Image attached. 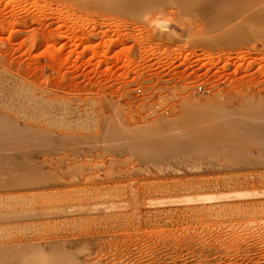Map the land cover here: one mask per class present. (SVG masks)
<instances>
[{
	"label": "rangeland",
	"instance_id": "rangeland-1",
	"mask_svg": "<svg viewBox=\"0 0 264 264\" xmlns=\"http://www.w3.org/2000/svg\"><path fill=\"white\" fill-rule=\"evenodd\" d=\"M0 264H264V0H0Z\"/></svg>",
	"mask_w": 264,
	"mask_h": 264
},
{
	"label": "built area",
	"instance_id": "built-area-1",
	"mask_svg": "<svg viewBox=\"0 0 264 264\" xmlns=\"http://www.w3.org/2000/svg\"><path fill=\"white\" fill-rule=\"evenodd\" d=\"M139 92L142 91L141 88L138 89ZM195 95H209L212 93V86L203 82L198 83L194 88Z\"/></svg>",
	"mask_w": 264,
	"mask_h": 264
},
{
	"label": "bare ground",
	"instance_id": "bare-ground-1",
	"mask_svg": "<svg viewBox=\"0 0 264 264\" xmlns=\"http://www.w3.org/2000/svg\"><path fill=\"white\" fill-rule=\"evenodd\" d=\"M189 113V112H188ZM196 135V134H195ZM197 136V135H196ZM157 139V138H156ZM241 144V143H240ZM243 193V192H242ZM240 195V194H239ZM225 197V196H224ZM215 197L214 196H205L204 199H207V200H213ZM218 198V197H216ZM215 198V199H216Z\"/></svg>",
	"mask_w": 264,
	"mask_h": 264
}]
</instances>
